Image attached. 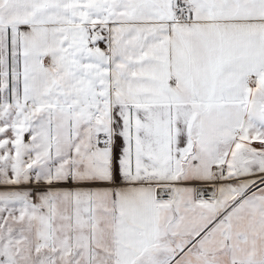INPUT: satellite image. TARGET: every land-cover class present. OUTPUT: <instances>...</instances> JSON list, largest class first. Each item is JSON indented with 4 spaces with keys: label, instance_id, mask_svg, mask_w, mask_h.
<instances>
[{
    "label": "snow or ice",
    "instance_id": "snow-or-ice-1",
    "mask_svg": "<svg viewBox=\"0 0 264 264\" xmlns=\"http://www.w3.org/2000/svg\"><path fill=\"white\" fill-rule=\"evenodd\" d=\"M0 264H264V0H0Z\"/></svg>",
    "mask_w": 264,
    "mask_h": 264
}]
</instances>
